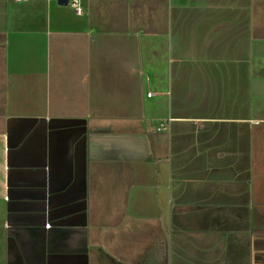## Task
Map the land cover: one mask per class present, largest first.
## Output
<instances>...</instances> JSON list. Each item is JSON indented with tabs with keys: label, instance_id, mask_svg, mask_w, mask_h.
I'll use <instances>...</instances> for the list:
<instances>
[{
	"label": "crops",
	"instance_id": "obj_1",
	"mask_svg": "<svg viewBox=\"0 0 264 264\" xmlns=\"http://www.w3.org/2000/svg\"><path fill=\"white\" fill-rule=\"evenodd\" d=\"M80 4L0 0V264H264V0Z\"/></svg>",
	"mask_w": 264,
	"mask_h": 264
},
{
	"label": "built area",
	"instance_id": "obj_2",
	"mask_svg": "<svg viewBox=\"0 0 264 264\" xmlns=\"http://www.w3.org/2000/svg\"><path fill=\"white\" fill-rule=\"evenodd\" d=\"M68 4H70L74 8V10L77 14L82 13V7L80 4V0H68ZM159 130H162V128H159Z\"/></svg>",
	"mask_w": 264,
	"mask_h": 264
},
{
	"label": "water",
	"instance_id": "obj_3",
	"mask_svg": "<svg viewBox=\"0 0 264 264\" xmlns=\"http://www.w3.org/2000/svg\"><path fill=\"white\" fill-rule=\"evenodd\" d=\"M59 4L67 5L68 0H57Z\"/></svg>",
	"mask_w": 264,
	"mask_h": 264
}]
</instances>
